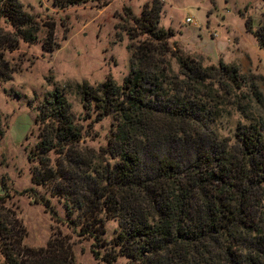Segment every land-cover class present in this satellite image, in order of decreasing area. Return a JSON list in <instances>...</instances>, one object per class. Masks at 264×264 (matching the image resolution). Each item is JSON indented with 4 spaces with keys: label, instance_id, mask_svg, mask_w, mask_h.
<instances>
[{
    "label": "trees",
    "instance_id": "trees-1",
    "mask_svg": "<svg viewBox=\"0 0 264 264\" xmlns=\"http://www.w3.org/2000/svg\"><path fill=\"white\" fill-rule=\"evenodd\" d=\"M51 1L67 8L110 0ZM159 14L154 0L135 18L146 39L122 85L74 86L88 117L111 120L106 146L84 153L83 127L59 93L38 108L36 122L45 131L39 147L61 152L53 168L40 163L27 193L91 241V253L103 264L120 257L129 264H264V122L245 117L232 135L222 134L225 113L240 108L228 93L243 92L245 80L235 66L203 67L177 55L168 45L171 33L157 28ZM1 21L33 39L34 20L21 12L19 0H0ZM245 25L264 51V23L257 30L252 19ZM52 199L62 203L63 218ZM109 221L119 232L111 252L102 254ZM4 234L0 225L6 264H62L54 242L19 263Z\"/></svg>",
    "mask_w": 264,
    "mask_h": 264
},
{
    "label": "rangeland",
    "instance_id": "rangeland-1",
    "mask_svg": "<svg viewBox=\"0 0 264 264\" xmlns=\"http://www.w3.org/2000/svg\"><path fill=\"white\" fill-rule=\"evenodd\" d=\"M157 1V28L171 33L168 45L177 55L203 67L220 62L235 66L246 82L243 92L228 93L240 108L225 113L223 126L228 128L222 134L232 135L238 124L246 122L245 117L264 122V51L245 25L252 19L257 30L264 23V0ZM153 2L110 0L106 5L59 8L51 0H19L21 12L34 20L32 40L0 22V195L4 197L0 225L7 237L4 242L19 263L28 260L31 250L47 249L54 242L62 264H103L91 253V241L78 237L67 223L56 221L27 193L34 187L32 177L42 167L40 163L53 168L52 160L61 152L56 149L54 155L39 147L45 131L36 122L38 108L46 106L51 94L59 93L83 127L84 153L106 146L111 120L96 119L92 112L88 117L74 86L97 88L107 80L122 85L131 72L134 52L146 39L135 18ZM189 17L194 23L186 22ZM172 64L177 70L176 58ZM37 190L51 198L44 188ZM51 204L63 218L62 203L52 199ZM105 225L107 250L102 249V254L111 252V242L119 232L117 222ZM0 264H6L1 251ZM117 264H129V260L120 257Z\"/></svg>",
    "mask_w": 264,
    "mask_h": 264
},
{
    "label": "built area",
    "instance_id": "built-area-1",
    "mask_svg": "<svg viewBox=\"0 0 264 264\" xmlns=\"http://www.w3.org/2000/svg\"><path fill=\"white\" fill-rule=\"evenodd\" d=\"M186 22H187L188 24H192V23H194L193 19L190 18V17L186 19Z\"/></svg>",
    "mask_w": 264,
    "mask_h": 264
}]
</instances>
